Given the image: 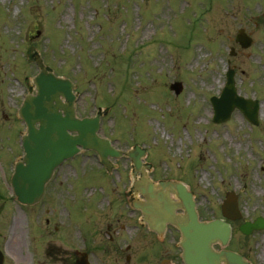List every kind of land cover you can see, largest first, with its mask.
<instances>
[{
	"label": "rangeland",
	"instance_id": "rangeland-1",
	"mask_svg": "<svg viewBox=\"0 0 264 264\" xmlns=\"http://www.w3.org/2000/svg\"><path fill=\"white\" fill-rule=\"evenodd\" d=\"M248 1L0 0V173L11 152L21 150L16 140L23 124L15 111L37 72L28 55L37 52L55 74L75 84L78 115H93L109 106L101 117L100 134L121 149L134 143L145 147L146 160L153 163L151 176L184 180L194 189L203 215L210 216L215 208L220 215L217 192L247 184V168L242 167L243 174L234 171L238 160L240 166L249 160L254 169V197L242 199L241 220L263 211L264 182L255 169L264 148V12L257 15L259 8ZM239 28L252 37L246 49L235 42ZM228 66L234 68L239 93L261 98L257 127L238 111L225 123L210 121L208 95L218 94ZM175 80L183 84L176 97L168 88ZM112 161L117 167L109 179L121 177L129 183V160ZM96 162L93 152L86 151L60 166L59 196L33 207L40 212L33 215L29 237L16 229L22 244L21 250L11 245L16 253L41 250L46 243L62 244L67 252L83 250V236L71 223L79 215L86 228L90 215L82 207L100 195L95 183L107 181ZM83 163L86 167L81 168ZM195 166L204 171H192ZM78 172L80 178H74ZM225 176L228 180L221 182ZM73 179L75 184L68 183ZM66 212L72 214L70 221ZM111 213L124 218L118 207ZM241 220L233 223L228 247L253 264H264V230L242 236L236 229ZM92 237L103 242L98 234ZM105 257L111 264L119 258L112 245Z\"/></svg>",
	"mask_w": 264,
	"mask_h": 264
},
{
	"label": "water",
	"instance_id": "water-1",
	"mask_svg": "<svg viewBox=\"0 0 264 264\" xmlns=\"http://www.w3.org/2000/svg\"><path fill=\"white\" fill-rule=\"evenodd\" d=\"M237 41L246 47L250 40L242 35H237ZM41 71L33 80L37 90L36 96H30L20 110V114L28 125V133L24 137L26 141L27 169L21 173V164L17 167V173L13 183L17 189L18 198L22 201L38 199L43 192V185L49 178L52 169L63 159L72 156L77 145L96 150L104 163L106 155H118L119 152L111 149L107 141L95 135L98 119L78 120L74 117L72 99L70 93L71 84L68 80L55 77L51 70L44 67L36 58ZM178 92L180 83L171 85ZM61 97L66 99L62 103ZM213 106L218 115L216 121L227 119L234 107L239 108L251 121L256 122V103L243 99L236 94L233 72L227 74V82L219 98H212ZM252 106V107H250ZM63 112V115H62ZM35 123L39 124L35 128ZM68 130L76 131L77 135H69ZM143 152L138 149L129 151L127 155L132 159L135 171L140 170V156ZM139 180H134V190L145 198L143 203H135L140 208L144 220L151 228H162L169 221L181 231V245L185 250L183 255L187 264H248L241 256L227 250L216 252L212 243L219 242L226 245L229 238V229L224 224L198 223L193 202L187 196L184 187L180 183L163 181L152 183L144 175ZM174 194L179 201L170 199ZM234 201L230 198L223 209L224 215L234 216ZM181 208L185 214H175L174 210ZM253 228H264V219L258 218L256 223H247L245 233Z\"/></svg>",
	"mask_w": 264,
	"mask_h": 264
},
{
	"label": "flooded vegetation",
	"instance_id": "flooded-vegetation-1",
	"mask_svg": "<svg viewBox=\"0 0 264 264\" xmlns=\"http://www.w3.org/2000/svg\"><path fill=\"white\" fill-rule=\"evenodd\" d=\"M11 200L9 196L6 195L4 189L0 186V249L3 252V264H77L78 259L68 255L66 257L65 249L61 245L53 244H42L43 247L32 249L34 252H23L20 251L16 253L11 245L20 249L22 244L19 242H14L8 234L14 227L13 221L10 219V209ZM131 214H135L131 210ZM133 216V215H132ZM119 218H117L118 220ZM133 224L131 229L136 231L135 241L133 244H126L124 247V252L126 253L124 258H122V249L120 245L113 247L115 253V258L113 263L115 264H179L181 263L180 251L172 241L175 237V231L170 229V233L167 238L163 240L162 243L158 242H146L144 243L145 237L149 238V241L155 239L144 227L137 225L135 218H133ZM24 242V240L22 239ZM26 249H29L28 247ZM153 251V253H152ZM157 257L151 262L152 256ZM151 257V258H150ZM94 264H106L100 263L97 259L93 260Z\"/></svg>",
	"mask_w": 264,
	"mask_h": 264
}]
</instances>
